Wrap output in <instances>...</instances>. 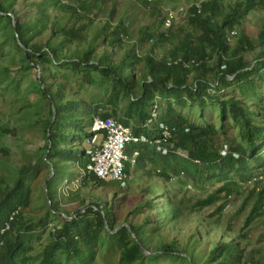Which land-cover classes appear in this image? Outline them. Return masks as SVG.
<instances>
[{
    "label": "rangeland",
    "instance_id": "374dc122",
    "mask_svg": "<svg viewBox=\"0 0 264 264\" xmlns=\"http://www.w3.org/2000/svg\"><path fill=\"white\" fill-rule=\"evenodd\" d=\"M36 1L41 0H19L17 6L25 7L29 2ZM59 1L60 3L51 2L45 6L49 16L48 26L55 21L63 26H83L80 35L67 42L66 46L56 41L57 57L62 60L65 57L80 56L97 32L107 31L109 34L110 30L103 26L108 23L107 20H110L112 26L122 20L126 26L127 34L121 36L122 43L116 48L115 58L122 55L128 46L135 44L142 53L153 48L155 56H164L166 61L168 56L165 55L170 54L184 32H190L194 37L200 32L186 18H182L176 21L170 32L173 34L172 40H158L155 47H152L153 41L147 37L141 39L145 30L153 33L154 37L162 30L161 17L167 8L189 5L193 0H151L147 5H143L140 0ZM81 2L89 6V10L81 17L60 5L77 7ZM234 2L235 0H222L221 5L226 10ZM240 21L236 25L238 33L230 43L232 48L237 44L240 34L246 35L251 41L257 40L258 31L264 23V6L260 4ZM49 36V29H45L32 40L44 43ZM58 38L56 34V39ZM51 42L55 41L51 39ZM257 50L258 48L248 50L245 54L251 64L255 62ZM23 65L21 52L14 46L11 28L3 20L0 22V126L6 127L7 132L0 134V183L10 184L18 176L19 169L33 164L32 170L23 175L24 183L29 189L28 201L19 208L23 226L28 227L26 231L32 235L21 252V264H38L43 251L53 242L56 230L65 220L73 219L77 224L71 227L70 235H73L80 257L85 259L86 264H126L122 260V254L124 240L129 235L125 232L118 234V231L123 226H128V230H131L129 224L142 225L143 238L147 239L142 250L149 255L154 253L151 250L162 248V244L173 243L177 250L188 246L189 254L195 252L197 264H210L205 262L208 250L217 241L232 237L242 248L241 264H264V166L255 168L253 175L247 179H241L232 173L219 179V176L206 174L181 175L176 172L181 169L189 170L191 166L187 165L190 164L184 162L186 167H180L175 172L176 166L163 167L162 161L158 159L161 157L157 156L146 160L142 168L137 165L131 168L125 187H120L115 181H97L93 177L76 186L73 181L78 176L80 166L75 160L77 156H81L83 139L90 124L85 120L88 126L84 125L86 129L83 127L85 121L81 108L77 114L72 107L67 112L59 111L56 119V140L59 146L56 154L55 149H51L48 156L44 119L48 118L49 102L40 96L34 83L37 77H42L49 85L52 82H64L68 99L83 98L90 102L96 97L94 100L98 99L100 103L105 99L102 87L80 84L79 78L66 67H50L40 71L35 65L22 68ZM144 68L143 64L133 67L138 79ZM128 69L125 66V70ZM260 89L263 95L264 84H261ZM230 93L236 97H244L253 108L251 104L256 100L253 96L245 95L236 88ZM174 105L196 124L211 123L217 128L223 124L221 131L212 137L214 147H220L225 142L230 145L240 142L238 125L229 115L224 117L223 122L220 121L219 109L215 103H209L201 112L199 106L191 102L184 107ZM161 106L164 110L165 104ZM52 130L55 131V128ZM261 154L264 158V148ZM175 161L180 162L181 159L176 157ZM170 162L173 163L174 160L171 159ZM163 168L173 175L171 179L159 174V170L162 171ZM49 174L51 177L46 187L45 180ZM46 188L54 205L48 203ZM149 189L152 191L148 192ZM211 197L209 204L200 205L202 200ZM147 198L154 202L153 208L145 205ZM260 202L261 209L257 207ZM94 205L98 206V210ZM253 208L258 209L250 218ZM169 209L172 211L170 214ZM109 211L112 223L103 225L105 232L108 230L113 237L107 236L100 228L98 234L103 239L90 240L87 235L92 234L97 227V213L105 222L104 215H108ZM193 238L195 245L191 243ZM161 252L155 259L148 258L142 262L137 259L135 264H191L181 258L180 253ZM55 260L59 264H75L77 261L73 258V253L67 260L60 249L55 252Z\"/></svg>",
    "mask_w": 264,
    "mask_h": 264
},
{
    "label": "trees",
    "instance_id": "16d2710c",
    "mask_svg": "<svg viewBox=\"0 0 264 264\" xmlns=\"http://www.w3.org/2000/svg\"><path fill=\"white\" fill-rule=\"evenodd\" d=\"M19 0H0V22L7 21L11 28V35L14 40L15 48L21 52V59L24 63L22 68H28L35 65L40 71L50 69V67H66L76 77L80 84L99 85L102 87V93L105 99L102 103L94 100L87 102L83 98H67L66 86L64 82H52L46 84L42 77H37L35 89L40 96L49 102L48 118L44 119L45 138L48 139L45 145L48 149V156L51 149H58L59 142L56 140V119L59 111L67 112L72 107L77 114L81 108L84 121L91 123V118L95 114L103 117L111 116L125 125L132 128L134 134H145L153 136L158 133L159 125L166 123L176 127V133L172 137L173 147L186 151L187 157H182L176 153L169 152L162 154L154 150L147 143L128 144L127 150L130 152L134 148L138 149L137 167L142 168L146 160L158 158L162 161L163 167L176 166L178 168L191 166L189 172L196 175H211L227 177L229 173L239 176L241 179H247L253 175V170L264 166V158L261 150L264 148V94H261V84H264V23L258 31L257 40L251 41L246 35L238 36L237 44L232 48L230 42L226 39V33L230 29L240 24L242 17L253 12L260 4L264 6V0H235L230 9H224L221 5L222 0H205L202 3L201 13L194 16H188L186 19L195 29L200 30L197 37L190 32H184L178 38L177 45L173 47L167 58L182 61H168L163 57H156L153 48L142 53L135 44L126 48L118 58L116 48L122 43L121 36L126 33V26L123 21H119L113 26L108 23L103 25L110 31L97 32L94 38L88 42L83 53L76 57H65L63 60L57 57L56 41L63 46L70 40L77 38L83 29L82 25L63 26L56 24V21L48 26L49 16L45 6L51 2L60 3L59 0H41L29 2L27 6H17ZM151 0H140L143 5H147ZM76 13L78 17L84 16L89 6L81 2L75 6L60 4ZM33 7V8H32ZM79 8V10L77 9ZM25 12L26 14H23ZM78 12V13H77ZM11 13L14 19V25ZM33 16H31V14ZM23 16L25 18H23ZM163 16L161 17V26ZM174 25L170 28L158 32L156 37L150 31L145 30L141 39L147 37L153 41L152 47H155L157 41L172 40L171 32ZM14 29L18 34L20 41L25 46V50L16 42ZM45 29H49L50 36L44 43L32 40L34 36L39 35ZM56 34L59 36L56 39ZM51 39L55 42H51ZM258 48L254 64H251L245 57L248 50ZM195 60L197 64H191L186 67L183 61ZM126 60L128 65H126ZM139 64L144 65L141 70L140 78H137L133 72V67ZM125 66L129 69L125 70ZM8 72V70H7ZM42 85V86H41ZM238 89L245 95H251L256 99L250 104L244 97H236L232 93L233 89ZM184 93V96L182 95ZM230 93V94H228ZM158 97V99H156ZM197 104L200 112L209 103H215L219 109L220 121L223 122L226 115H229L238 127L240 142L234 145L227 144L226 152H222V146L214 147L212 137L219 130L216 125L211 123L196 124L189 120L183 113L175 108L174 104L181 107L188 103ZM165 104L163 110L161 104ZM109 105V107H107ZM80 106V107H79ZM55 109L54 119L52 120ZM158 108V110H157ZM102 110V112L100 111ZM155 111L156 116H152ZM147 121L149 124L144 125ZM86 121L83 123L88 126ZM90 126V125H89ZM55 128V131L52 129ZM85 128V127H84ZM86 129V128H85ZM47 130L49 135L47 137ZM7 132L6 127L0 126V134ZM90 134L86 129L85 136ZM53 137H55L53 139ZM50 144V146H48ZM234 154H237L235 157ZM81 156H77L78 160ZM181 159L180 162L175 158ZM83 166L86 158L83 156ZM173 159L174 162H170ZM198 162H194V160ZM167 164V165H166ZM169 164V165H168ZM186 167V166H185ZM33 164H29L18 170V176L13 182L7 185L0 183V230L9 223V228L0 232V264H21L23 258L21 252L25 248L27 240L32 236L28 234L24 227L20 215L17 214L9 220L10 215L17 207L26 205L28 201L29 189L24 183L23 175L30 172ZM126 172L129 173V165H126ZM191 170V171H190ZM159 174L167 179L173 175L169 174L166 168ZM91 177L96 178L94 175ZM97 179V178H96ZM85 181V180H84ZM97 181H100L97 179ZM49 181L47 183V186ZM152 190L149 189L148 192ZM229 192V190H227ZM151 194V193H150ZM214 197V196H213ZM212 197L206 198L200 202L201 206L211 202ZM50 200V204L54 203ZM261 201V200H259ZM151 198H147L145 205L153 208ZM96 208L97 205H94ZM261 209V202L257 205ZM52 209L56 208L54 206ZM258 208H253L256 213ZM98 210V208H97ZM172 211L169 209V214ZM96 229L87 237L96 240H102L98 232L102 229L105 232L104 223H112L111 212L104 215V221L99 213ZM76 220H65L62 226L56 230L53 242L43 251L42 259L38 264H59L55 260V252L60 249L65 253V258L69 260L71 253L73 258L77 259L75 264H86L84 258L80 257V250L73 235H70V229L76 226ZM247 224V222H246ZM88 225L86 229L88 230ZM128 227V226H127ZM123 226L118 234L125 232L127 236L124 240V250L122 260L126 264H135L137 259L142 262L144 259H155L158 254L180 253V257L197 264L196 254H189L188 246L177 250L173 243L162 244V248L151 250L154 253L149 255L142 250V245L147 244L144 237L142 225H131L128 230ZM101 228V229H100ZM85 229V228H84ZM86 230V232H87ZM107 236L113 237L108 230ZM132 234H134L132 236ZM100 238V239H99ZM195 245L194 238L192 240ZM243 251L240 245L232 238L226 237V240L217 241L206 254L205 262L210 264H241ZM245 264V263H244Z\"/></svg>",
    "mask_w": 264,
    "mask_h": 264
},
{
    "label": "built area",
    "instance_id": "2783aa9c",
    "mask_svg": "<svg viewBox=\"0 0 264 264\" xmlns=\"http://www.w3.org/2000/svg\"><path fill=\"white\" fill-rule=\"evenodd\" d=\"M205 0H193L189 5H178L177 7L167 8L163 15L162 27L164 29L170 28L176 24V21L188 16H194L201 13L202 3ZM238 31L234 27L226 33L228 42L236 37ZM168 63L174 61L167 58ZM176 61H182L177 58ZM191 64H197L193 59L190 61H183V65L188 67ZM155 117V111L152 112ZM149 124L147 121L144 125ZM90 134L83 139V156L86 158V163L79 167L78 176L75 177L73 183L78 186L84 180H89L91 175L104 182L115 181L120 187H125L129 181L130 175L126 172V165L131 167L137 164L138 149L134 148L130 152L127 150L128 144L131 143H147L154 148L155 151L162 154L169 152L176 153L182 157H187L186 151L180 148L173 147L172 137L176 133L174 125L161 123L159 131L153 136L145 134H134L131 126L125 125L121 121L111 117H103L100 114H95L91 118L89 126ZM227 144L222 145V152L225 153ZM237 157V154H234ZM198 162V160H194ZM180 174H184L180 171ZM19 208L12 212L9 220L13 216L19 214ZM9 228V223L6 222L5 226L1 228L0 232H4ZM2 240H0V245Z\"/></svg>",
    "mask_w": 264,
    "mask_h": 264
},
{
    "label": "water",
    "instance_id": "95a60500",
    "mask_svg": "<svg viewBox=\"0 0 264 264\" xmlns=\"http://www.w3.org/2000/svg\"><path fill=\"white\" fill-rule=\"evenodd\" d=\"M10 14V16L12 17V20H13V25L15 24L14 23V19H13V15L11 14V13H9ZM14 33H15V37H16V41H17V43L19 44V46L23 49V50H25L26 48H25V46L22 44V42L20 41V38H19V36H18V34L16 33V31H15V29H14ZM38 76H39V73H38ZM42 86V85H41ZM52 112H53V118H52V120L54 119V115H55V109H54V107L52 108ZM49 135V130H47V136ZM48 153V150L46 151V154ZM45 154V155H46ZM84 154V150L82 149V152H81V155H83ZM46 160H47V158H46ZM50 177H51V175L49 174V176L46 178V180H45V184H46V187H47V181H49V179H50ZM45 192H46V195L48 194V191H47V188L45 189ZM47 200H48V203L50 204V200H49V197H48V195H47ZM107 228V227H106Z\"/></svg>",
    "mask_w": 264,
    "mask_h": 264
},
{
    "label": "crops",
    "instance_id": "0c3cea01",
    "mask_svg": "<svg viewBox=\"0 0 264 264\" xmlns=\"http://www.w3.org/2000/svg\"><path fill=\"white\" fill-rule=\"evenodd\" d=\"M82 157H83V155H81V157L78 160H75L77 162L78 166H80L79 164H81L83 162V158ZM135 166H133V167H135ZM133 167L129 166V168H130L129 175H130V172L132 171L131 168H133Z\"/></svg>",
    "mask_w": 264,
    "mask_h": 264
}]
</instances>
